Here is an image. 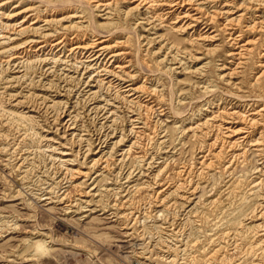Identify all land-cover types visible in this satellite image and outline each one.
Returning <instances> with one entry per match:
<instances>
[{"label":"rangeland","instance_id":"1","mask_svg":"<svg viewBox=\"0 0 264 264\" xmlns=\"http://www.w3.org/2000/svg\"><path fill=\"white\" fill-rule=\"evenodd\" d=\"M44 1L9 0L0 12L8 15L38 5L42 16L54 15L58 19L78 12L86 27L72 39L69 48L77 42L97 39L96 35L102 32L107 35L103 37L107 44H116L117 51L125 52L120 64L129 65L135 86H158L159 93L144 94L143 104L148 103L147 98L156 103V109L141 133L134 136L140 144L138 150L147 152L145 156L153 164L145 168L137 159L140 153L133 151L123 164L111 165L98 177V169H94L88 177L95 180L76 185L84 180L87 171L79 161L71 173L65 167L43 163V155L27 159L28 152L51 144L47 137L58 140V133L65 128L54 126L52 120L61 110L50 111L46 118L38 120L24 117L27 110L8 101L9 94L22 88L5 90L4 81L12 76L11 70L0 72V264H264V214H255L264 207V190L253 186L264 177V142L259 152L248 143L230 147L222 127L215 128L210 136L182 134V129L199 122L201 117L203 121L206 115L217 114L218 108L207 104L215 96H204L201 79L192 72L194 63L187 61L189 58L180 63L174 52L167 53L166 45L162 47L166 42L190 51L196 46L197 52L215 47V53L227 54L235 46H230L222 34L213 40H201L218 29V24L213 22L215 28H206L207 17L192 29L181 28L187 19L182 18L183 9L190 5L184 2L182 7L174 6L173 0H156L155 6L137 10L133 0H117L108 15L94 7V0L69 2L67 8L53 5L65 0ZM236 3L250 7L246 18L253 14L254 18L264 19V0H219L220 6L215 7L227 9ZM208 9L211 14L214 7L209 5ZM240 9L233 13L244 12ZM23 13L0 21L19 22L26 16ZM243 30L242 42L249 41L252 50L246 63L232 75V104L227 103L228 110L233 107L240 112L248 110L245 103L249 102L234 98V94L247 98L263 95L264 99V27L255 25ZM3 46L6 44H0V50ZM8 54H0V60ZM213 56L211 52L205 61ZM210 71L208 79L227 89V85L216 80L215 65ZM43 93L49 97L44 96L47 101L55 97L51 89ZM218 103L216 99L215 105ZM262 107L264 100L254 103L245 114ZM83 116L81 123L85 127L96 126L95 121ZM259 121L261 129L249 128L247 139L252 142L264 140V117ZM160 123L167 133L164 144L153 136ZM243 123L232 125L237 129L245 126ZM148 136L152 138L147 140ZM212 142L216 146L210 149ZM128 143L126 139L121 146ZM242 149L246 150L247 159L238 160L227 171L230 155ZM95 185L97 189L92 191ZM46 186L54 189L50 197H44ZM106 188H114L118 195ZM62 192L67 196L60 201ZM74 201L77 206L70 208ZM110 202L116 205L112 209L106 208ZM88 205H93L95 212H86Z\"/></svg>","mask_w":264,"mask_h":264},{"label":"bare ground","instance_id":"2","mask_svg":"<svg viewBox=\"0 0 264 264\" xmlns=\"http://www.w3.org/2000/svg\"><path fill=\"white\" fill-rule=\"evenodd\" d=\"M116 1L94 0V7H99L100 10L105 11V15H108ZM69 2L83 3L82 0H65L53 3V5H64L65 7L60 6L59 8H67L68 5L66 4ZM133 2L136 3L133 7L135 10L149 9L157 3L156 0H133ZM184 2H188L186 4L190 5L191 9H183L182 18L185 17L187 19L182 21L181 28L192 29V26L198 21H204V18L208 17L204 22L205 27L210 29V26H212L215 28L214 25H211L215 22L218 24V29L210 33L207 32L208 34L201 40H213L222 34L230 46H235V49L232 50L231 48L227 51V54L220 55L215 53L217 49L215 47V49L197 52L194 50L196 46H193V50L190 51L180 49L168 42L162 45V47L166 45L167 53L174 52L173 55L179 57L180 63L187 58H189L187 61L194 63L192 72L200 77L199 85L204 96H215L214 100H208L207 104L210 103L214 108H218L217 114L212 112L210 116H203V121H200L203 119L201 117L198 119L199 122L182 129V134L197 138L199 136H210L215 128L222 127L225 129L224 137L228 139L230 147H238L240 146L239 144L248 143L249 146L253 147V151H262L263 138L262 140L255 139L252 142V139H247V137L251 133L249 128L261 129L258 126L262 123L259 120L264 117V107L259 110L254 108V113L247 116L245 113L250 111L249 108L252 105L254 106V103L264 100L263 95L247 98L243 95H237V93L234 94V98H246L245 101L249 102L245 103L249 108L244 112L236 111L233 107L229 108L231 111L228 110L227 103L232 104V85L234 84L232 83V75L246 63L247 56L252 50L249 46L251 45L249 41L242 42L243 27L246 30L254 28L255 25L258 28H262L264 27V19L258 15L257 18H254L253 14L249 17L250 19L246 18L250 9L248 5L243 8L236 3L235 6L232 5V8L226 9L223 6L220 9L215 7V5L220 6L217 4L219 0H173L174 6L179 7H182L185 4ZM8 3L9 0L0 2V9H5ZM209 5L214 7L211 14L208 13ZM258 5L260 6V4H257V9H259ZM39 7L40 5L33 7V9L11 12L8 15L0 12V18H7L23 12L26 15L19 22H16L18 19L14 21L1 19L0 21V44H6L0 50V54L9 53L0 60V72L11 70L12 75L5 78L4 89L22 88L16 93L9 94L8 101L26 109L24 117L32 120L46 118L50 111L60 109L61 114H56L52 122L54 126L62 125L65 128L63 132L58 133L57 139L60 141H54L53 136L46 138L47 135H45L47 143L51 144L44 149L28 152L26 158L43 155V163L58 165L61 168L65 167L71 173L74 171L72 167L77 165L79 161L80 164L85 166L84 168H87V171L84 172V180L76 185L86 184L87 179L95 180L91 176L88 177L94 169H98L96 171L98 177L105 173L111 165L116 167L118 164H123L133 151L140 153L137 159H139L142 166L145 168L151 167L153 162L145 156L147 152L143 153L138 150L140 144L134 136H138L141 133L144 124L147 125L148 119L156 109V103L147 98L145 100L148 103L143 104L144 94L150 96L159 93L160 89L158 86L150 87L144 84L135 86L132 83L134 74L128 70L129 65L120 64L125 59V52L117 51L114 48L116 44H107L106 38H103L107 37V35L101 34L102 32L96 35L98 36L97 39L89 42H77L76 45L69 48L72 39L78 37L82 28L86 27L83 22V16L78 15V12L60 19L54 15L42 16ZM236 9L244 10V12L236 11L233 13V10ZM143 19L149 21L148 18L144 17ZM66 20L68 24H66ZM244 20L248 23L247 25H245ZM236 28H239V30H236ZM69 33L70 35L74 33V35L67 37ZM22 38L24 40L21 43L12 45L14 41ZM156 38L162 39V36L156 35ZM194 44L197 45L198 41ZM31 50H33L32 53ZM66 51L68 52L67 55H65ZM211 52L215 56H213V59L205 61L207 60L206 56ZM262 52L264 54V48ZM166 57L165 55L164 59ZM211 65H215L218 71L215 75L216 80L227 85V89L220 88L208 79V76H211L213 71H210ZM233 65L235 66L233 67ZM31 75L33 76L32 79L30 78ZM35 88H37V91L34 90ZM49 89L55 95L51 101H47L45 97L48 96L43 93V91ZM216 99L219 100V103L215 105ZM250 101H253L252 104ZM83 114L88 121H95L96 126L85 127L82 124ZM218 119L222 122L217 121ZM236 122H245L243 123L245 126L236 129V126L232 125ZM123 124L126 126L122 128L121 125ZM54 128H56V131L59 130V127ZM153 133V136H158L157 139L160 144L167 142V133L162 126ZM240 134L242 135L239 138L231 140ZM150 138L152 137L148 136L147 140ZM126 139L129 143L121 146ZM52 142H56L57 145L54 146ZM215 146L216 143L212 142L209 148L212 149ZM242 150V152H234L232 156L230 155L225 167L227 171H231V168L238 160L243 162L247 159L246 150ZM60 177L58 176V178ZM128 180L129 175L126 176V182ZM253 186L259 187L260 191L264 190V177ZM96 189V185L91 187L92 191ZM44 190V197H46L45 195L50 197L49 195L52 194L54 189L46 186ZM105 190L118 195L114 188H106ZM66 196L67 193L62 192L60 201L64 200ZM76 206L75 201L70 204V208ZM114 206L116 205L110 202L106 205V208L112 209ZM94 210L95 207L93 205H88L85 211L91 213L95 212ZM255 214L256 216L264 214V207Z\"/></svg>","mask_w":264,"mask_h":264},{"label":"built area","instance_id":"3","mask_svg":"<svg viewBox=\"0 0 264 264\" xmlns=\"http://www.w3.org/2000/svg\"><path fill=\"white\" fill-rule=\"evenodd\" d=\"M134 264H139V263L136 262V263H134Z\"/></svg>","mask_w":264,"mask_h":264}]
</instances>
